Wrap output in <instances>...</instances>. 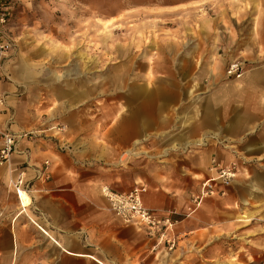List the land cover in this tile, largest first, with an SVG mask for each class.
<instances>
[{
	"label": "rangeland",
	"instance_id": "1",
	"mask_svg": "<svg viewBox=\"0 0 264 264\" xmlns=\"http://www.w3.org/2000/svg\"><path fill=\"white\" fill-rule=\"evenodd\" d=\"M0 7L8 8L0 34L10 43L0 90L9 100L16 101L21 93L28 97L44 134L64 140L76 132L90 133L96 146H118L128 136L121 131L113 138L119 114L148 100L161 123L147 138L138 136L123 148L127 163H163L169 158L167 150H223L222 157H210L207 176L218 177L226 168L234 175L227 184L215 179L217 193L203 201L226 196L228 190L229 196L246 200L236 204L232 220L215 227L212 254L204 253L209 243L197 247L192 239L190 245H181L187 257L175 253L158 262L264 264V78L258 86L261 106L254 109L247 107L244 95L229 89L237 82L245 84L251 72H264V0H0ZM235 63L239 77L229 74ZM12 85L17 90L4 88ZM156 86L178 92L163 96L153 91ZM131 90H137L136 100L129 98ZM161 97L178 105L161 108ZM207 101L212 104L210 116ZM43 115H53L56 123L42 121ZM204 119L210 128L193 136V126ZM178 134L188 139L183 142ZM10 193L15 194L9 180L0 188V244L11 249L9 230L16 235L39 230L27 216L14 220L19 200ZM187 213L184 218L193 214ZM18 241L22 243L19 236ZM32 244L30 236L23 243L27 251H19L15 261L11 251H0V264L4 256H9L5 264H39ZM42 264L49 262L44 258Z\"/></svg>",
	"mask_w": 264,
	"mask_h": 264
},
{
	"label": "crops",
	"instance_id": "2",
	"mask_svg": "<svg viewBox=\"0 0 264 264\" xmlns=\"http://www.w3.org/2000/svg\"><path fill=\"white\" fill-rule=\"evenodd\" d=\"M260 77L264 78V72H251L245 77V84L237 82L229 88L234 89L239 97L244 95L245 104L250 109L261 106L258 89ZM4 88L17 90L14 85ZM155 88L153 91L162 92L163 96L164 93L178 92V88L170 86ZM140 91L145 94L142 88ZM137 93V90H131L129 98L136 100ZM161 99V108L178 105V102L172 103V98ZM152 103L146 100L141 108L136 106L132 112L119 114L113 138H117L121 131H127V140L118 142V146L105 148L96 146L93 139L90 140L93 136L90 133L76 132L66 135L64 140L44 134L45 129L40 126L42 122L37 117L35 107L30 105L29 98L21 93L15 101L9 100L6 95L7 114L3 116V124L8 125L11 131H33L36 135L30 140H20L11 163L0 167V188L4 190L8 181L22 169L30 189V204L21 206L19 202V211L14 220L22 215L27 216L39 232L29 234L19 231L16 235L11 229V249L9 245L1 243L0 251L7 254L11 251V259L15 261L19 251H27L23 243L32 236L33 258L35 262L38 255L39 264L44 258L49 264H161L158 258L163 260L175 253L187 257L181 245H190L192 239H195L197 247L209 243L204 253L212 254L216 250V243H210L215 242L217 237L215 227L222 228L232 220L236 204L240 206L246 198L238 200L229 196L228 190L226 196L208 197L192 215L183 217L191 197L200 190L202 179L210 178L207 176L209 160L212 154L221 156L223 150L219 148L208 147L188 151L187 154L167 150L165 153L169 158L163 163H149L142 159H130L127 163L123 148L134 144L138 136L147 138L153 128L161 123L158 121L159 113L151 107ZM204 105L206 110H210L207 113L210 116L211 102L207 101ZM136 110L139 112L136 113ZM53 118V115H43L42 121L50 119L51 123H56L52 121ZM206 119L195 123L193 136L210 128ZM176 137L183 142L188 139L180 134ZM103 185L118 192L142 187V200L146 207L159 212H174L173 218L179 219L173 231L177 240L174 251L171 254L161 250L154 252L153 243L142 228L125 224L114 216L101 193ZM14 196L17 197L10 193V197ZM18 236L22 243H19ZM8 259L9 256H4L2 263L5 264Z\"/></svg>",
	"mask_w": 264,
	"mask_h": 264
},
{
	"label": "built area",
	"instance_id": "3",
	"mask_svg": "<svg viewBox=\"0 0 264 264\" xmlns=\"http://www.w3.org/2000/svg\"><path fill=\"white\" fill-rule=\"evenodd\" d=\"M7 9V7H0V23L2 24L8 16ZM9 47V41L0 34V80L3 77L2 61ZM229 74L240 76V67L238 63L230 66ZM6 114V95L0 90V167L8 166L11 163L14 154L17 152V145L20 140L23 138L30 140L36 135L33 131H11L8 125L3 124V116ZM46 165L47 162H45V167ZM233 175L234 173L231 171V168H226L220 170L218 177L208 178L203 181L199 193L191 198V205L187 208V214L193 213L205 197L217 193L215 179H219L223 184H227ZM10 185L20 203L22 193L29 196L30 189L24 180L22 169H19L16 177L10 179ZM143 191L144 188L142 187H136L129 191L122 192L115 191L108 185H103L101 187V193L103 197L107 199L110 211L113 215L118 217L125 224L142 228L147 238L153 242V250L163 248L167 251H171L175 249L177 240L173 231L178 220L173 218L174 212H159L155 209L146 207L142 200Z\"/></svg>",
	"mask_w": 264,
	"mask_h": 264
},
{
	"label": "bare ground",
	"instance_id": "4",
	"mask_svg": "<svg viewBox=\"0 0 264 264\" xmlns=\"http://www.w3.org/2000/svg\"><path fill=\"white\" fill-rule=\"evenodd\" d=\"M21 206H28L30 204V199L27 194L22 193L21 194Z\"/></svg>",
	"mask_w": 264,
	"mask_h": 264
}]
</instances>
